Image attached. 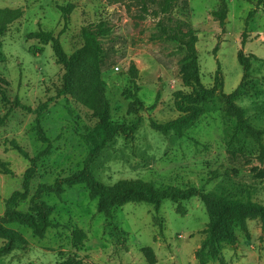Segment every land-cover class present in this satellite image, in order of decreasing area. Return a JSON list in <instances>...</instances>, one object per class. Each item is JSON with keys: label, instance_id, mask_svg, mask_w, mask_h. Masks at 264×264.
<instances>
[{"label": "rangeland", "instance_id": "374dc122", "mask_svg": "<svg viewBox=\"0 0 264 264\" xmlns=\"http://www.w3.org/2000/svg\"><path fill=\"white\" fill-rule=\"evenodd\" d=\"M258 1L226 0L228 14L222 31L211 17L218 0H179L172 15L197 33L200 81L205 88L213 87L217 70V90L223 94H231L241 83L243 74L237 62L240 37L246 16L257 9ZM68 5L72 11L65 21L57 8ZM140 7L138 0H0V8L23 11L22 18L0 36V79L7 83L8 99V103L0 99V117L8 113L9 102L15 99L32 110L47 103L41 127L51 150L37 166L30 197L39 186L51 185L83 167L89 152L85 136L95 120L70 97L57 95L63 69L56 63L51 45L28 42L26 35L38 30L51 33L70 55L82 45L81 28L103 22L108 34L101 42L106 49L116 45L107 51L101 66L112 122L127 128L138 119L140 123L135 133L118 135L106 146L92 165L93 176L108 186L139 180L154 188L195 187L203 192L246 187L252 200L264 203V159L260 158L259 147L244 135L233 138V121L215 99L182 139L150 129L149 120L157 124L175 120L179 114L173 94L189 90L182 85L183 50L174 43L153 41L156 20L142 17ZM246 32L243 52L259 61L250 60L251 70L243 81L247 93L242 91L236 104L244 109L253 127L264 130V64L260 62L264 61V3ZM32 47H40L43 52L33 55ZM132 67L138 71L135 83L144 105L136 115L127 113L131 100L123 95L132 91ZM45 147L37 137L35 116L13 109L0 128V160L13 172L12 176L0 174V216L4 202L21 189L23 173L29 167L18 151L34 158ZM44 200L54 208L53 228L39 240L29 229L10 225L24 237L27 247L0 259V264H60L68 254L78 255L83 264H149L141 253L146 247L153 250L155 264H195L194 254L208 222L198 198L179 204L184 216L176 213L178 204L164 201L158 209L146 204L126 205L114 212L112 220L97 212L96 201L89 199L81 185L65 187L61 197L49 195ZM27 208V203L20 206L21 211ZM76 230L86 236L80 249L72 244ZM247 230L245 236L237 229L236 245L223 246L222 261L210 264H264V228L252 221Z\"/></svg>", "mask_w": 264, "mask_h": 264}, {"label": "trees", "instance_id": "16d2710c", "mask_svg": "<svg viewBox=\"0 0 264 264\" xmlns=\"http://www.w3.org/2000/svg\"><path fill=\"white\" fill-rule=\"evenodd\" d=\"M141 5L142 17H151L156 20V34L152 35V40L162 43H174L184 52L183 68L181 71L182 85L189 92L177 91L173 94L174 107L179 116L165 124H157L149 120V127L152 131L167 136L174 134L182 139L186 132L204 114L205 106L215 99L221 106L224 115L233 121L232 136L236 138L240 135L249 137L259 147L260 158L264 159V146L262 140L264 130L253 127L245 111L236 104L237 98L243 93V81L248 77L251 70L250 60L259 61L256 57L245 55L243 49L247 44V28L254 18L259 7L264 0H259L257 9L250 11L245 20V29L240 37L241 49L237 53V62L242 69V81L239 86L229 95H225L221 90H217L219 82V70L216 71L215 83L212 88H205L200 81V66L198 53L196 51L197 33L185 21L173 17V11L178 7L179 0H138ZM186 6V1L183 3ZM153 8V9H152ZM155 8V9H154ZM64 20L72 11V6L58 7ZM228 14L226 0H218L217 8L211 12V17L218 22L224 31L225 20ZM23 16L21 9L0 8V36L5 35L11 25L18 22ZM108 34L103 22L98 25H88L81 28L82 45L72 54L67 55L58 38H54L51 33L38 30L26 35V41H38L43 46L51 45V50L56 63L62 67L63 74L57 95L70 97L77 104L84 107L95 120L94 126L85 136V141L89 147L87 159L83 167L73 174L55 181L51 185H41L35 194L30 197L31 181L36 174L37 166L42 158L49 156L51 147L48 138L41 127V117L47 108V103L32 110L15 99L9 102L11 108L8 113L0 117V128L5 125L8 114L13 109L33 114L35 116V130L38 140L46 145L34 158L19 150V154L28 161L29 167L22 176L21 189L15 191L4 202V212L0 216V259L10 256L16 251H24L27 242L18 232L9 228L10 225H18L31 231L34 238L44 240L50 228H53L52 216L54 208L47 204L45 197L53 195L61 197L64 188L84 186L88 191L91 201H96L97 212L107 220H112L114 212L130 204H146L158 209L164 201H171L178 204L176 213L184 216L185 211L179 205L192 198H198L204 205L208 222L201 232L203 239L199 248L194 254L195 264H210L221 260L223 246H235L238 237L236 230L242 231L248 236V222L257 221L264 228V203L254 201L251 192L244 187H222L216 191L203 192L195 187L179 189L172 186H162L154 188L152 184L139 180H123L112 186L105 185L98 181L92 173V165L96 158L118 135L129 136L138 130L140 120L131 127L114 124L111 119L110 103L106 96L105 85L101 80V66L107 51L113 50L116 45H111L106 49L101 39ZM43 52L40 47H32L31 53L39 55ZM264 64V61H261ZM132 82V91H124L123 95L127 100H131L128 105V114H137L144 105L138 97L140 89L135 81L138 78V71L132 67L129 71ZM218 77V78H217ZM7 83L0 79V99L3 103H8L5 87ZM9 164L0 160V174L12 176L13 172ZM28 204L26 211H21L22 204ZM86 239L85 234L76 230L73 232V247L80 249ZM141 253L147 263L155 264V254L150 247L143 248ZM60 264H83L82 259L76 254H68L61 259Z\"/></svg>", "mask_w": 264, "mask_h": 264}]
</instances>
